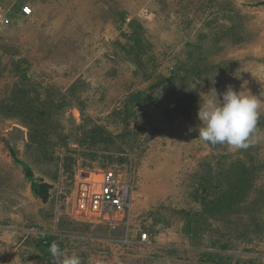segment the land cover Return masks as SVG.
Returning <instances> with one entry per match:
<instances>
[{"label":"rangeland","instance_id":"obj_1","mask_svg":"<svg viewBox=\"0 0 264 264\" xmlns=\"http://www.w3.org/2000/svg\"><path fill=\"white\" fill-rule=\"evenodd\" d=\"M0 4V264H54L53 241L81 264H264V109L247 149L195 130L214 88L264 98V0ZM104 170L129 207L79 214L77 177Z\"/></svg>","mask_w":264,"mask_h":264},{"label":"clouds","instance_id":"obj_2","mask_svg":"<svg viewBox=\"0 0 264 264\" xmlns=\"http://www.w3.org/2000/svg\"><path fill=\"white\" fill-rule=\"evenodd\" d=\"M207 93L201 96L197 111V137L211 145L226 144L235 150L254 145L259 138L257 125L264 109V98L249 89L236 90L231 85L222 93L215 88ZM49 251L54 264H81L78 254L65 252L56 241Z\"/></svg>","mask_w":264,"mask_h":264},{"label":"built area","instance_id":"obj_3","mask_svg":"<svg viewBox=\"0 0 264 264\" xmlns=\"http://www.w3.org/2000/svg\"><path fill=\"white\" fill-rule=\"evenodd\" d=\"M3 11L0 4L1 22H9L7 16L4 18ZM22 12L27 15L31 9L26 5ZM134 190L135 185L114 170L81 172L75 181L71 198L79 214L110 220L114 214H121L129 207ZM139 238L141 243H149L150 234L148 231L140 232Z\"/></svg>","mask_w":264,"mask_h":264},{"label":"trees","instance_id":"obj_4","mask_svg":"<svg viewBox=\"0 0 264 264\" xmlns=\"http://www.w3.org/2000/svg\"><path fill=\"white\" fill-rule=\"evenodd\" d=\"M49 187H50L49 184H46V183L42 184L40 187L34 184V191L40 197L46 200L49 196ZM246 188L243 187L241 183H238L236 187L232 188L231 192L229 193V198H228L230 201L225 206H229L230 204H232V201H237L239 198H241L242 194L245 193Z\"/></svg>","mask_w":264,"mask_h":264}]
</instances>
